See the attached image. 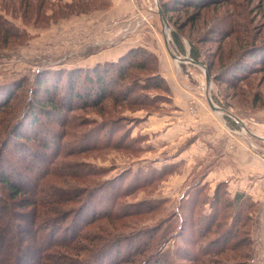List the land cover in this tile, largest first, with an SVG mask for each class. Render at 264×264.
<instances>
[{
  "label": "rangeland",
  "instance_id": "1",
  "mask_svg": "<svg viewBox=\"0 0 264 264\" xmlns=\"http://www.w3.org/2000/svg\"><path fill=\"white\" fill-rule=\"evenodd\" d=\"M262 44L264 0H219L200 9L179 0H0V100L13 95L0 111V148L6 140L16 165L27 161L29 140H13L3 122L20 117L37 78L113 69L110 61L143 47L155 55L152 64L169 92L149 84L153 70L126 66L115 73L116 84L110 81L118 98L99 105L92 99L63 110L61 120L43 119L60 135L48 151L50 182L87 191L109 189L113 181L118 204L140 210L123 214L113 234L164 223L166 247L193 252L215 234L197 232L187 242L178 232L181 220L203 223L222 183L224 197L245 198L220 211L218 233L240 215L238 230L244 222L241 238L248 243L211 254L209 264H264V64L248 58L251 46ZM191 48L201 62L172 54L191 58ZM97 191L102 199L104 191ZM108 225L103 218L92 229Z\"/></svg>",
  "mask_w": 264,
  "mask_h": 264
},
{
  "label": "trees",
  "instance_id": "2",
  "mask_svg": "<svg viewBox=\"0 0 264 264\" xmlns=\"http://www.w3.org/2000/svg\"><path fill=\"white\" fill-rule=\"evenodd\" d=\"M215 1L219 0H179L181 4L195 9ZM164 7L167 9L166 4ZM173 37L182 48L178 35L173 33ZM190 56L194 61L201 62L200 52H195L193 48ZM248 58L255 64L263 65L264 44L252 45ZM154 61L157 60L153 53L136 47L117 61H110L115 63L113 69L94 67L84 75L81 69H77L67 72L64 77L61 74L39 77L20 117L11 125L10 118H5L3 124L5 128L10 126L8 135L13 140L21 141L24 137L29 141L23 147L27 161L19 159L24 162L23 165H16L11 154H8L10 148L8 152L5 151L8 145L6 140L2 141L3 147L0 148V264H209L211 254L233 249L236 244L248 243L241 238L244 222L241 230H238L240 215H235V220L218 233L222 222L220 211L245 198L242 192H236L231 200L224 197L220 194L222 183L215 189L203 223L197 225V221L180 219L178 232L180 236H185L187 242L193 235L197 238V232L200 237L215 234L193 252L178 244L173 249L166 247L170 226L164 223L130 234H113L110 228L114 229L123 214L140 211L136 208L132 209L136 211L127 210L118 204L120 191H116L113 181L109 189L95 186L87 191L58 187L50 182V176L55 173L49 166L48 151L56 144L57 136L43 119L50 120L57 116L61 120L63 110L78 103L87 104L92 99L99 105L111 95L118 98L109 90L110 81L116 84V74H122L126 66L153 70V80L149 84L169 92V84L157 72L152 64L156 63ZM206 65L210 72L211 63ZM12 96V93H8L0 100V111ZM59 138L60 135L58 141ZM31 140L39 142L41 149L35 147ZM23 148L15 146L17 151ZM14 154L18 156L19 153ZM101 189L104 191L102 199L98 195L100 191H97ZM64 204L68 206L64 207ZM103 218L108 219L109 225L97 226L101 232L94 231L92 226ZM191 224L199 226L198 229L186 232L184 227H191Z\"/></svg>",
  "mask_w": 264,
  "mask_h": 264
},
{
  "label": "water",
  "instance_id": "3",
  "mask_svg": "<svg viewBox=\"0 0 264 264\" xmlns=\"http://www.w3.org/2000/svg\"><path fill=\"white\" fill-rule=\"evenodd\" d=\"M160 14H161V18L164 20V22H165V24H166V21H165V18H164V15H163V13H162V11H161V9H160ZM167 25V24H166ZM167 45H168V47H169V44H168V41H167ZM174 56H176V57H178V58H180V59H190L191 61H193L194 63H197L196 61H194L192 58H190V57H180V56H178L177 54H174V53H172ZM205 73H206V76H207V83H209L210 82V78H209V75H208V71H207V69L205 68Z\"/></svg>",
  "mask_w": 264,
  "mask_h": 264
},
{
  "label": "crops",
  "instance_id": "4",
  "mask_svg": "<svg viewBox=\"0 0 264 264\" xmlns=\"http://www.w3.org/2000/svg\"><path fill=\"white\" fill-rule=\"evenodd\" d=\"M213 174H214L213 172H211V173L209 174V179L212 178Z\"/></svg>",
  "mask_w": 264,
  "mask_h": 264
}]
</instances>
